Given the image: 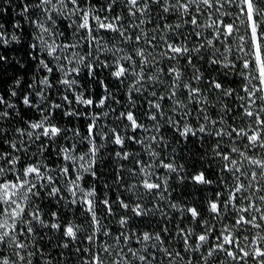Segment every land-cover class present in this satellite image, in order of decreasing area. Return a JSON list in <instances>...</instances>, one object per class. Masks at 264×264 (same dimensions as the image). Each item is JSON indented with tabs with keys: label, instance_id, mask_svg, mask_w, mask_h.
Here are the masks:
<instances>
[{
	"label": "snow or ice",
	"instance_id": "6c2138e0",
	"mask_svg": "<svg viewBox=\"0 0 264 264\" xmlns=\"http://www.w3.org/2000/svg\"><path fill=\"white\" fill-rule=\"evenodd\" d=\"M0 264H264V0H0Z\"/></svg>",
	"mask_w": 264,
	"mask_h": 264
}]
</instances>
